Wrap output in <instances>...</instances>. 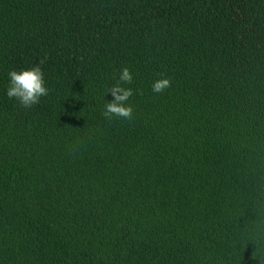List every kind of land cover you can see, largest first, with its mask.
<instances>
[{"label": "trees", "instance_id": "obj_1", "mask_svg": "<svg viewBox=\"0 0 264 264\" xmlns=\"http://www.w3.org/2000/svg\"><path fill=\"white\" fill-rule=\"evenodd\" d=\"M0 264H264V0H0Z\"/></svg>", "mask_w": 264, "mask_h": 264}, {"label": "clouds", "instance_id": "obj_2", "mask_svg": "<svg viewBox=\"0 0 264 264\" xmlns=\"http://www.w3.org/2000/svg\"><path fill=\"white\" fill-rule=\"evenodd\" d=\"M8 84L5 89V95L12 99L15 98L23 107L29 108L39 102L40 97L47 95V88L44 86L43 72L39 65H33L27 69L11 70L7 73ZM132 73L127 67L120 70L118 82L109 87L105 94H110L112 99L105 101V117L119 116L130 118L132 107L127 103L128 98L132 96L131 88H125L123 84H129L132 81ZM170 86L167 78L155 80L151 89L154 93H160Z\"/></svg>", "mask_w": 264, "mask_h": 264}]
</instances>
